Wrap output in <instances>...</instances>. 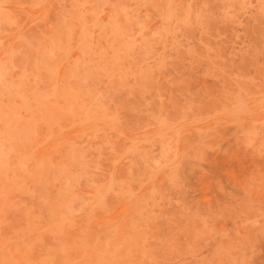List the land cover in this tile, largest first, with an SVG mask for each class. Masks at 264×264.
<instances>
[{
	"label": "rangeland",
	"instance_id": "1",
	"mask_svg": "<svg viewBox=\"0 0 264 264\" xmlns=\"http://www.w3.org/2000/svg\"><path fill=\"white\" fill-rule=\"evenodd\" d=\"M0 264H264V0H0Z\"/></svg>",
	"mask_w": 264,
	"mask_h": 264
}]
</instances>
